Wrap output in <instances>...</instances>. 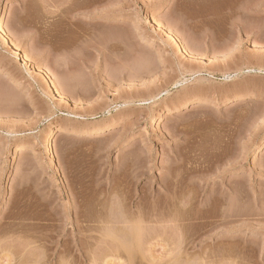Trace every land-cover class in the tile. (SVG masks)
I'll return each instance as SVG.
<instances>
[{
  "label": "rangeland",
  "instance_id": "374dc122",
  "mask_svg": "<svg viewBox=\"0 0 264 264\" xmlns=\"http://www.w3.org/2000/svg\"><path fill=\"white\" fill-rule=\"evenodd\" d=\"M2 22L0 264H264V0H0ZM42 67L85 87L59 101Z\"/></svg>",
  "mask_w": 264,
  "mask_h": 264
},
{
  "label": "bare ground",
  "instance_id": "6f19581e",
  "mask_svg": "<svg viewBox=\"0 0 264 264\" xmlns=\"http://www.w3.org/2000/svg\"><path fill=\"white\" fill-rule=\"evenodd\" d=\"M77 1H79V0H77ZM91 1V0H90ZM65 2V1H64ZM73 3V2H72ZM77 3V2H76ZM92 3V2H91ZM71 4V3H70ZM75 4V3H74ZM69 6V5H68ZM75 6V5H74ZM247 9V8H246ZM249 9V8H248ZM244 11V10H243ZM5 13H6V11L4 10V12H3V14L5 15ZM245 13H247V12H245ZM244 14V13H243ZM250 14V13H249ZM158 22H156V29H158V31L160 30L161 31V29L163 28L162 26H160V25H158L157 24ZM158 27V28H157ZM162 27V28H161ZM243 27H245V26H243ZM247 28H248V26H247ZM250 28H252V27H250ZM164 29V28H163ZM162 29V30H163ZM249 29V28H248ZM7 30V26L2 22L1 24H0V38H2V40L4 39L5 40V43H6V45L7 44H9L10 45V47L12 48V50H10L11 51V54H14V55H18L19 53H18V49H17V47H15V44L14 45H12V41L10 40V35L8 34V32L6 31ZM164 31V30H163ZM162 31V32H163ZM246 31V30H245ZM164 34H166L165 36H166V38L169 40V44H170V46L174 49V51L175 52H181L182 53V51H183V53H186V55H187V57H191V58H194V56H195V54H194V52L191 50L192 48V46H189L188 44H190V43H188L187 41V43L188 44H184L183 46L180 44V42H179V40H178V38H177V36L171 31V30H165V33ZM183 49V50H182ZM231 49V48H230ZM232 49H233V47H232ZM231 49V50H232ZM235 49V48H234ZM156 51H159V48H156ZM185 51V52H184ZM20 57V56H19ZM142 59H143V57H141ZM23 59H25L24 57H23ZM140 59V58H139ZM139 59H138V61H139ZM145 59V58H144ZM28 60V59H27ZM26 60V61H27ZM23 61V64L25 65L27 62L25 61V60H22ZM141 61V60H140ZM143 62H145L144 64V66H147L148 68L150 67V66H152V61L148 58H146V61L144 60ZM137 63H139L140 65H141V62H137ZM165 62L163 61V60H161V62H157V65H162V64H164ZM156 64V63H155ZM69 66V65H68ZM138 66V65H137ZM155 66V65H154ZM153 66V67H154ZM139 67V66H138ZM43 68V67H42ZM42 68H38L36 71L37 72H35V74L38 76V77H40L42 80H43V86H44V92H45V94H49L50 96H52V97H54V98H57L59 101H64V99H65V94L64 93H66L68 90H71V88L73 87L74 88V85H79V84H81V85H83L85 82V80L86 79H84L83 78V80H81L82 82H80V81H78L79 80V77H78V79H77V82H72V80L73 79H71V80H69L70 78H69V76H68V81L65 79V80H63V82H59V84H58V82L56 81V83H55V81L53 80V76H52V74L50 73V72H47L48 70H45L44 68L42 69ZM142 68H144L143 67V65H142ZM147 68V69H148ZM151 68V67H150ZM69 69V67H67V68H65L64 69V71L65 72H68L67 70ZM146 69V70H147ZM150 70V69H149ZM151 70L153 71V68H151ZM71 71V70H70ZM0 73H3V74H1V78L2 79H4L6 82H11L13 79H14V76L10 73V72H7V71H4L3 70V68L1 67V65H0ZM50 73V74H49ZM69 74V73H68ZM75 77H77V76H75ZM74 78V77H73ZM76 80V79H75ZM65 81V82H64ZM87 82V81H86ZM81 85H80V87H81ZM85 85V84H84ZM83 85V86H84ZM182 84H180L179 85V83L178 82H176L175 83V88L176 87H179V86H181ZM85 87V86H84ZM87 87V86H86ZM0 88H1V86H0ZM3 88V87H2ZM2 88L0 89V97L3 99V101L5 102V101H7L6 102V104L9 102V104L10 103H12V101H9V97H11L9 94H8V92H6V90L3 88V90H2ZM140 90V89H139ZM27 91L28 90H23L21 93H23V94H25V93H27ZM132 91H136L135 89L133 90L132 88H131V91L129 92V95H128V98H127V100L125 101V105L127 104V105H129V104H131V103H137L138 105H146V104H149V103H151L152 101H154V100H156V99H158V97H159V94H160V92H158V93H155V92H151V90H148V92H149V94H148V96L147 97H143V98H141V96H137V95H135V93L134 92H132ZM7 94H6V93ZM138 93V92H137ZM136 93V94H137ZM9 95V96H8ZM139 95V94H138ZM6 96V97H5ZM8 96V97H7ZM8 99V100H7ZM126 99V98H125ZM13 100V99H12ZM188 101H191V100H188ZM188 101H186V102H184V104H183V106H187V102ZM237 103V102H236ZM172 108V107H171ZM59 131H62V128H55V129H53V130H51L47 135H46V140L45 141H47V150H48V153L49 154H51V156H53V149H52V139H53V137H54V135L57 133V132H59ZM54 156H55V154H54ZM51 159H53L52 157H51ZM56 159V158H55ZM53 161V160H52ZM53 163V162H52ZM58 164V163H57ZM54 165H55V161H54ZM57 166V165H56ZM76 213V212H75ZM77 215V214H76ZM73 220L74 221H77V218L76 217H74L73 216ZM117 222V221H116ZM121 222H122V220H121ZM74 245H76V244H74ZM77 249H79V248H77ZM81 249V248H80ZM77 252V251H76ZM82 261V260H81ZM91 261H93V260H90L89 262H91Z\"/></svg>",
  "mask_w": 264,
  "mask_h": 264
}]
</instances>
